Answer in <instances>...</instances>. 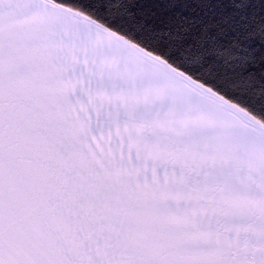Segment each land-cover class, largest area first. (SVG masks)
<instances>
[{
  "label": "snow or ice",
  "instance_id": "6c2138e0",
  "mask_svg": "<svg viewBox=\"0 0 264 264\" xmlns=\"http://www.w3.org/2000/svg\"><path fill=\"white\" fill-rule=\"evenodd\" d=\"M0 264H264V0H0Z\"/></svg>",
  "mask_w": 264,
  "mask_h": 264
}]
</instances>
